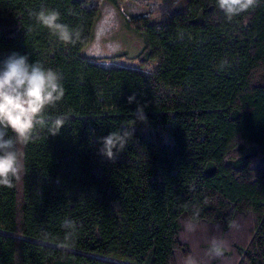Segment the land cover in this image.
Listing matches in <instances>:
<instances>
[{"label": "trees", "instance_id": "trees-1", "mask_svg": "<svg viewBox=\"0 0 264 264\" xmlns=\"http://www.w3.org/2000/svg\"><path fill=\"white\" fill-rule=\"evenodd\" d=\"M42 8L79 40H58ZM99 19L90 0H0V61L26 54L65 89L17 144L22 178L0 186V264H264V0L231 20L217 0H189L162 24L126 18L147 72L82 56ZM123 127L134 136L113 162L99 138ZM214 237L221 257L208 254Z\"/></svg>", "mask_w": 264, "mask_h": 264}, {"label": "clouds", "instance_id": "clouds-1", "mask_svg": "<svg viewBox=\"0 0 264 264\" xmlns=\"http://www.w3.org/2000/svg\"><path fill=\"white\" fill-rule=\"evenodd\" d=\"M259 2L260 0H217V5L227 19L231 20L254 9ZM35 15L38 22L61 42L75 44L79 40L80 31L71 30L68 25L60 23V13L56 9L42 8ZM102 23L106 26L98 27L93 49L98 46L107 28L118 26L115 9L105 10V21ZM64 94L62 73L45 68L40 62H29L28 55L13 52L0 61V186L13 188L14 182L22 178L25 173L24 153L17 144L27 145L33 139L37 125L44 126L48 123V109L55 108ZM135 99L136 94L133 93L128 97V102L132 103ZM135 113L137 120L147 121L144 106L138 104ZM66 119L58 117L53 123L59 128ZM9 129L14 136L8 135ZM134 132L135 127H123L120 132H110L107 136L99 138V153L114 162L127 139L134 136ZM62 226L75 227L74 223L68 220L64 221ZM72 238L73 232H68L64 243L71 246ZM226 248V241L214 237L210 242L208 254L221 257ZM187 264H198V261L193 258Z\"/></svg>", "mask_w": 264, "mask_h": 264}, {"label": "rangeland", "instance_id": "rangeland-1", "mask_svg": "<svg viewBox=\"0 0 264 264\" xmlns=\"http://www.w3.org/2000/svg\"><path fill=\"white\" fill-rule=\"evenodd\" d=\"M189 0H126L122 4V11H119L109 0H90V6L99 8L100 19L94 30L92 43L83 51L82 56L88 59L110 58L101 64L107 68L124 67L140 71L151 69L141 68L134 59L141 52L144 43L141 37L134 34L126 26V18H134L141 15L151 16L157 24L164 23L170 13L183 9ZM115 9L117 13L118 26L107 28L98 46L93 49L96 43L98 27L105 28V10ZM167 13V14H166ZM92 50V51H90ZM121 55L126 57L115 58ZM114 58V59H111Z\"/></svg>", "mask_w": 264, "mask_h": 264}]
</instances>
